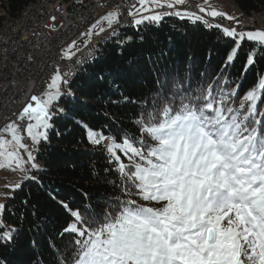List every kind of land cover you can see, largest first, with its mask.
<instances>
[{"label":"snow or ice","instance_id":"obj_1","mask_svg":"<svg viewBox=\"0 0 264 264\" xmlns=\"http://www.w3.org/2000/svg\"><path fill=\"white\" fill-rule=\"evenodd\" d=\"M180 3L183 0H175ZM200 12L239 23L216 9L202 7ZM174 14L213 26L203 15L188 11ZM118 15V11H110L101 20L111 27ZM163 15H145L134 23H158ZM214 26L235 41L228 62L245 39L264 47V30L245 32ZM253 63L250 54L247 65ZM61 83L68 81L57 71L49 91L41 97L33 95L35 106L30 102L18 114L20 119L27 116L35 121L25 130L33 145L48 140V129L53 127L51 106L63 94ZM213 91L214 86L209 85L199 95L182 96L178 107L170 101L142 115L137 120L142 134L139 141L127 135L119 140L108 138L88 129L91 143L101 145L109 140L105 147L110 161L117 162L118 171L130 182L126 194L133 195L134 189L140 200L161 202L162 207L117 198L113 214L100 205L80 209L60 202L72 218L61 234L74 236L70 264H264V127H260L264 119H256L260 115L257 102L264 101L258 94L264 93V78L244 95L239 109L227 103L234 92L217 97ZM3 131L10 133L11 139L0 136V168H23L30 162L32 169H38L33 150L23 143L15 122ZM11 187L15 190L21 185ZM5 207L0 203V212ZM15 231L0 232V240L12 241ZM64 264H69V259Z\"/></svg>","mask_w":264,"mask_h":264},{"label":"trees","instance_id":"obj_2","mask_svg":"<svg viewBox=\"0 0 264 264\" xmlns=\"http://www.w3.org/2000/svg\"><path fill=\"white\" fill-rule=\"evenodd\" d=\"M33 1L0 0V28ZM230 1L244 14L264 12V0ZM235 47L234 39L214 25L175 14L158 23L121 27L101 41L54 107L48 140L38 148L36 179L23 181L5 204L0 232L16 231L12 241L0 240V264H64L65 259L70 264L74 236L61 234L72 218L60 202L80 209L100 205L113 214L117 198L162 207L140 200L134 189L126 194L130 182L102 144L89 141L88 129L139 141L142 115L170 101L178 107L182 96L199 95L209 85L217 97L234 92L227 103L239 109L244 95L264 78V47L245 39L228 62ZM257 111L256 119H264V101L257 102ZM121 159L129 163L123 154Z\"/></svg>","mask_w":264,"mask_h":264},{"label":"built area","instance_id":"obj_3","mask_svg":"<svg viewBox=\"0 0 264 264\" xmlns=\"http://www.w3.org/2000/svg\"><path fill=\"white\" fill-rule=\"evenodd\" d=\"M201 2L189 0L188 9L197 11ZM136 4L137 0H48L20 28L12 27L4 38V53L0 58V129L28 103L35 105L31 97L47 87L57 68L65 78L75 63L89 56L100 35L94 36L72 59L62 53L68 42L111 7L118 11L121 22H131L128 14ZM177 9L162 8L163 11ZM236 19L239 23L221 17L211 21L236 29L262 27L252 25L244 15ZM17 123L25 131L29 120L23 118ZM23 143L34 149L29 137H24Z\"/></svg>","mask_w":264,"mask_h":264},{"label":"rangeland","instance_id":"obj_4","mask_svg":"<svg viewBox=\"0 0 264 264\" xmlns=\"http://www.w3.org/2000/svg\"><path fill=\"white\" fill-rule=\"evenodd\" d=\"M80 1H84V0H80ZM170 2L171 3L175 2V0H145L144 5H141L140 4V0H138V3L136 4V6L131 10V12L135 13V15H129V16L133 17L134 20H135V19L141 18L142 16H145V15H149L150 16V15H154V14H157V13L165 14V13H161L158 9L161 7L160 5H167ZM187 2H188V0H183V3H180V5H184L185 6L187 4ZM184 6H182V7H184ZM230 6L231 7H236V6H233L229 2V0H204V3L202 4V7H207V8H210V9H216V10L223 11V12H226V13H228V10H229ZM236 9L238 10L237 7H236ZM110 11H117V10L114 7L109 8L103 14H101L94 22H92L89 26L84 28L78 34V36L73 38L70 42H68L66 44V46H64L62 48L63 56L66 57V58L74 57L75 55H77L78 51L83 47V45L88 43L91 39H93V37L95 35L104 34L107 31L111 30L114 26L119 24L120 23V19H121L119 15H118V20L116 22H114L111 27H109L107 21L101 20V18L104 17ZM181 11L182 12L183 11L193 12V13H196L198 15L206 14V13L202 14V13H198V12L191 11V10H186V9H182ZM206 15H208V14H206ZM252 16H254L255 18H258L259 22L263 26L261 27V29L248 28V29H245V30L243 29V31H246V30L247 31L264 30V22H262V21H264V17L261 18L260 14L252 15ZM97 21H100L99 25L97 27H93V25H95L97 23ZM143 23H153V22H151L149 20H145ZM101 28H103L104 30L101 31L100 30ZM73 42H75L74 45H73ZM70 45H71V47H69ZM57 71H59L60 75L63 77V74H62V72H61V70L59 68H57L54 71L52 77L56 74ZM50 83H51V80H50L49 84ZM48 85L43 91L35 94V96L41 97L42 94H44L45 92L49 91ZM60 90H61V93H63L62 95L66 94L68 92L66 84L61 83L60 84ZM59 98L56 101H54L53 105L51 106L52 115L54 113V107H55L56 103L58 102ZM21 111L19 113H21ZM16 117L17 118L9 120L3 125V127L0 129V136L4 137L5 139H11V134L8 133V132H5L3 130L5 129V127L9 123H12V122H15V124L18 126V134H21L22 138L24 136H27V134L24 132V130L17 123V119L19 118V115H17ZM24 118L28 119L27 116H25ZM29 122L35 123L34 120L33 121L29 120ZM48 131H49V129H48ZM42 142L43 141H41L39 144L36 145L37 149L40 147ZM23 155L26 158V153H23ZM35 158H36L35 159V163L40 166L38 168V169H40L41 168V162L38 160L37 157H35ZM5 163H6V161H5ZM38 169H32L30 167V162L24 164L23 168H17L15 165H13V167H11V168H9V167L0 168V203L5 205L6 202L8 201V199H9V197L13 195L15 190H13V188L11 187L12 185H14L16 183H20V185H21L23 181L27 180V179H24L25 176H35V171H37ZM3 213H4V210L2 212H0V223H2V224H3V222H2Z\"/></svg>","mask_w":264,"mask_h":264},{"label":"bare ground","instance_id":"obj_5","mask_svg":"<svg viewBox=\"0 0 264 264\" xmlns=\"http://www.w3.org/2000/svg\"><path fill=\"white\" fill-rule=\"evenodd\" d=\"M47 1L48 0H34L30 4H28L20 12V14L18 16L9 18L8 20L4 21L3 25L0 28V58L3 57V53H4V45H3L4 38L7 37V34L11 31L12 27L13 28H20L21 23L24 22V20H30V16L32 14H34V12L36 10H39V7H40L41 4H44ZM165 12H174V11H165ZM257 14H260L261 15V18L264 17V15H263L264 12H253L251 14H243V15L246 17V19L252 25H260V26H263L259 22V19L258 18H255L254 16H252V15H257ZM212 22L213 23H216L214 21H212ZM262 22H264V21H262ZM121 23H122V25H131L132 24V21L131 22H121ZM225 27L231 28V26H225ZM115 30H117V29H115ZM108 35L107 34L106 35H100L98 37V40L96 41V43L92 45V49L90 50L89 56H86V58L82 59L78 63H75L73 65V67L69 70V74L66 75L65 78H67V79L70 80L71 77H72V75L74 74V72L78 69V67L82 66V64H83V62L85 60H87L88 58H90L91 56L94 55V53H95V51H96V49L98 47L99 41L101 39L105 38ZM104 146H106V140L104 141ZM33 148H34L33 149V155H36V153H37L36 145H33Z\"/></svg>","mask_w":264,"mask_h":264},{"label":"crops","instance_id":"obj_6","mask_svg":"<svg viewBox=\"0 0 264 264\" xmlns=\"http://www.w3.org/2000/svg\"><path fill=\"white\" fill-rule=\"evenodd\" d=\"M173 3H175V2H173ZM203 3H204V0H203ZM202 3V4H203ZM179 6H184V5H180V4H178ZM237 7V6H236ZM236 7H233V10L231 11V6H230V8H229V10H228V13L227 14H229V15H231V16H233V17H237V16H239L240 14H242V12L238 9H236ZM201 8H202V5H201ZM238 8V7H237ZM239 11V12H238ZM210 16V15H209ZM245 32H247V30L245 31Z\"/></svg>","mask_w":264,"mask_h":264},{"label":"water","instance_id":"obj_7","mask_svg":"<svg viewBox=\"0 0 264 264\" xmlns=\"http://www.w3.org/2000/svg\"><path fill=\"white\" fill-rule=\"evenodd\" d=\"M176 11H178V10H176ZM176 11H174V12H162V13H165V14H166V13H171V15H174V13H175ZM121 25H122V24H117L116 26H114V28L118 30V29L120 28ZM115 29H114L112 32L116 31ZM112 32H111V33H112ZM111 33H110V32H106V33H104V34H101V35H106V34H107V35L109 34V35L106 36L105 38L101 39V40L99 41V44H100V42L103 41L104 39L110 37ZM99 44H98V46H99ZM97 48H98V47H97ZM96 50H97V49H96Z\"/></svg>","mask_w":264,"mask_h":264}]
</instances>
